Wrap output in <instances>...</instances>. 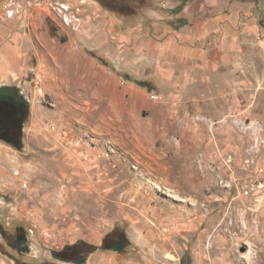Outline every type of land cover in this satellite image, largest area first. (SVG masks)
I'll list each match as a JSON object with an SVG mask.
<instances>
[{
  "label": "rangeland",
  "instance_id": "1",
  "mask_svg": "<svg viewBox=\"0 0 264 264\" xmlns=\"http://www.w3.org/2000/svg\"><path fill=\"white\" fill-rule=\"evenodd\" d=\"M3 86L0 264H264V0H0Z\"/></svg>",
  "mask_w": 264,
  "mask_h": 264
},
{
  "label": "flooded vegetation",
  "instance_id": "2",
  "mask_svg": "<svg viewBox=\"0 0 264 264\" xmlns=\"http://www.w3.org/2000/svg\"><path fill=\"white\" fill-rule=\"evenodd\" d=\"M26 108L27 99L19 89L12 86L0 87L1 140L13 145L18 144V136L22 133Z\"/></svg>",
  "mask_w": 264,
  "mask_h": 264
},
{
  "label": "crops",
  "instance_id": "3",
  "mask_svg": "<svg viewBox=\"0 0 264 264\" xmlns=\"http://www.w3.org/2000/svg\"><path fill=\"white\" fill-rule=\"evenodd\" d=\"M202 50H203V51H199V53L202 54V58H203V60H206L207 63H208V66H210V65H211V60H210L209 57L206 55V54H209L210 51L205 50V48H203ZM209 50H210V49H209ZM192 52L196 53L195 50H193ZM202 69H203V68H202ZM204 70H205V69H204ZM202 71H203V70H202Z\"/></svg>",
  "mask_w": 264,
  "mask_h": 264
},
{
  "label": "built area",
  "instance_id": "4",
  "mask_svg": "<svg viewBox=\"0 0 264 264\" xmlns=\"http://www.w3.org/2000/svg\"><path fill=\"white\" fill-rule=\"evenodd\" d=\"M151 98H153V99H156V98H157V96H155V95H151Z\"/></svg>",
  "mask_w": 264,
  "mask_h": 264
}]
</instances>
